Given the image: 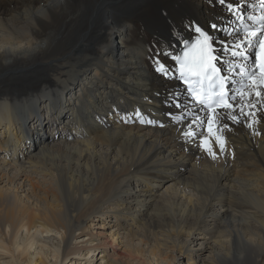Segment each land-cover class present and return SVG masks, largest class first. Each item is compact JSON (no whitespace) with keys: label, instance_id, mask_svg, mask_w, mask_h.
<instances>
[{"label":"bare ground","instance_id":"bare-ground-1","mask_svg":"<svg viewBox=\"0 0 264 264\" xmlns=\"http://www.w3.org/2000/svg\"><path fill=\"white\" fill-rule=\"evenodd\" d=\"M155 2L182 15V37L191 21L217 50L228 39L209 28L231 17L216 0ZM144 17L142 0H0V261L169 264L168 250L174 264H264V108L239 123L221 110L216 159L186 142L164 88L184 93L152 61L158 43L181 44L151 42ZM122 240L149 246L147 260Z\"/></svg>","mask_w":264,"mask_h":264},{"label":"snow or ice","instance_id":"snow-or-ice-1","mask_svg":"<svg viewBox=\"0 0 264 264\" xmlns=\"http://www.w3.org/2000/svg\"><path fill=\"white\" fill-rule=\"evenodd\" d=\"M216 2L241 22L238 28L232 27V21L224 26L216 23L209 25L213 31L226 32L231 37V39L219 41V52L215 46L217 38L199 23L190 21L186 28L195 34L194 40L191 39V34L182 37L178 31L170 30L166 41L169 48L172 47V40L184 47L182 56H171L177 65L178 77L167 63L170 53L163 45L158 43V50L152 55L153 70L165 80L172 78L181 80L187 86L191 101L204 109V116H201L190 109L186 102L181 103L179 94L172 91L167 92L164 100L168 107L180 110L178 114L166 113L173 124L187 122L186 130H181L185 141L199 139V147L212 159H216V152L212 148L213 142L222 153L225 147L223 132L230 130L226 123H222V113L218 109L223 110V120L239 123L242 115L252 117L256 115L255 111L245 112L246 108L254 109L257 103L264 108V0H258L262 14L247 17L251 24L243 22L245 17L242 15L241 0H235V2L216 0ZM246 2L247 0H244V3ZM225 55L231 59L224 61ZM252 55L254 60H251ZM238 61L245 63H238ZM218 62L221 65L219 67ZM236 69H239L242 87L237 89L235 94L230 95L226 85L229 84L231 77L237 74ZM205 81L208 83L207 88ZM253 93L258 98L255 102L251 98ZM237 109L239 115H237ZM133 116L141 124H159L160 127H164L159 121L144 117L139 109L133 113ZM131 119L127 117L124 122H131ZM248 126L251 127V124Z\"/></svg>","mask_w":264,"mask_h":264},{"label":"rangeland","instance_id":"rangeland-1","mask_svg":"<svg viewBox=\"0 0 264 264\" xmlns=\"http://www.w3.org/2000/svg\"><path fill=\"white\" fill-rule=\"evenodd\" d=\"M142 1L144 2V12L146 15V17H144L145 26H143L142 29H147V31L151 30L153 32V37L151 39V42L155 43L159 39H162L166 42L168 40L170 30H176L177 31L176 21L171 16L172 15L182 16V15L179 12L172 13V14L171 13H162L165 11H162L161 14H159V9L162 6H160L157 2H155V0H142ZM180 6L183 7L182 5H180ZM183 8H185V7H183ZM179 34H180V36H182L184 34V31L181 30V32ZM172 42H176V41L172 40L171 43ZM166 45H168V43H166ZM76 89H74L73 91L76 92ZM164 89L166 90V92L171 90V88L169 86H166ZM174 91L175 90H173L172 92H174ZM0 186H2V184H0ZM20 195H19L20 198L23 199V194H20ZM24 202H26V200H24ZM96 223L97 222H94V220H89L88 224H87L88 225L87 230L90 232L101 231L98 228L94 227V224H96ZM114 223H115L114 218H108V219H106V224H108V225H105V227L106 228L109 226L112 227V225H114ZM106 231L108 232L109 230H106ZM159 237L162 238L161 236H159ZM122 241L123 242L120 245L121 248H125L126 250H129L131 248L139 249L140 251L136 255H139V257L141 259L147 260L148 254L146 252V248L149 246L143 244L142 242H139L138 240H134L132 242V247H129V246H127V242H125V240H122ZM198 244H199V241L195 240L193 243H190L189 246L192 247L193 249H196L199 247ZM171 254L172 253L170 251L163 250V253L161 255L164 256L163 258L165 260L170 262L169 264H174L173 256ZM175 254H176V252L173 255H175ZM8 260H10V259L5 258L4 260L0 261L1 262L0 264H7ZM139 262L145 263V264L147 263V262H144L143 260H140ZM161 264H163V263H161Z\"/></svg>","mask_w":264,"mask_h":264}]
</instances>
